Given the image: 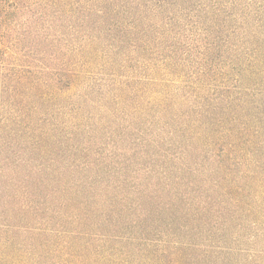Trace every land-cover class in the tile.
Instances as JSON below:
<instances>
[{
	"label": "trees",
	"instance_id": "trees-1",
	"mask_svg": "<svg viewBox=\"0 0 264 264\" xmlns=\"http://www.w3.org/2000/svg\"><path fill=\"white\" fill-rule=\"evenodd\" d=\"M79 21L109 33L97 51L101 65L115 43L124 48L111 55L120 67L110 71L111 88L97 78L88 83L100 92L94 104L110 116L113 105L133 100L141 130L165 136L152 144L140 138L127 166L111 149L87 160L122 180L102 177L105 188L97 185L91 198L107 194L91 206L69 215L66 205L33 209L35 217H70L76 228L52 231L61 240L52 261L43 256L53 245L33 219L2 211L0 264H264L245 224H264V0H0V165L16 156L11 144L32 124L24 119L28 105L56 97L63 110L85 87L83 76L95 77L82 73V62L103 39ZM71 115L64 116L77 119ZM131 166L141 180L128 177Z\"/></svg>",
	"mask_w": 264,
	"mask_h": 264
},
{
	"label": "rangeland",
	"instance_id": "rangeland-1",
	"mask_svg": "<svg viewBox=\"0 0 264 264\" xmlns=\"http://www.w3.org/2000/svg\"><path fill=\"white\" fill-rule=\"evenodd\" d=\"M77 25L80 27L88 26L92 35H99L103 39L102 43L96 41L94 44V58L91 61L89 58L82 62V73L84 75L94 73L95 77L83 76L84 85L88 89L77 86L72 92L71 100L66 103L63 110V99H56V97L51 99L41 97L40 99L45 101L39 100L37 104L28 105L27 109L24 110L28 117L24 119H29L32 124L27 129L23 127V134H19L18 136L20 137H17L14 143L12 142L11 150L16 153V156L11 160L6 159L4 161L5 166L0 165V169L4 170L0 177V191L3 196L0 203V215L3 217H0V224H2L1 222L5 223L6 217L2 211L9 208H14L22 216L31 217L34 221L32 226L42 229L40 235L42 239H45L44 243L53 245L48 249L47 255L43 256L44 260L48 262L59 255L55 251L60 248L57 244L61 242L60 237H57V234H53L52 231L61 227V224L67 226L66 231L68 233H73L76 228L70 217H68L69 220L49 219L46 214H39L35 217L33 209L38 205L46 207L53 203L58 206L66 205L64 209L66 215H69L73 213L71 212L72 210L74 212L79 211V208L85 203L91 206L92 202L101 200L107 194L104 191L103 196L91 198L93 189H98V186L102 187V189L105 188L97 183L102 177L104 181L110 180L114 183L122 180L119 178L120 174L116 175L115 172L110 170H107L108 173H106L102 170V166H96L93 169L88 168L87 160L94 163L98 159L97 153L99 151L108 152L111 149L120 160L121 165L127 166L126 162L131 159L134 149L140 142V138H145L149 144H152L159 137L165 136L158 133L159 129L156 128H153V132H151V129L145 132L141 130L145 128V125L141 123L138 115H135L138 112L134 110L137 105H135L133 100H129L130 103L126 102V105H113L110 108L112 111L110 116L107 115V108L99 110L98 106L101 102L98 105L94 104H97L100 92L97 87H92L88 83L95 81L93 78H97L104 83L105 87L111 88L113 84L110 82V71L116 72L120 70L118 69L120 67L114 64L111 55L115 58L124 51V48L118 47L115 43V50H112L110 58L108 56L106 59L110 63L101 65L102 63L99 60L101 55L97 51L99 48L100 50L104 48L106 39L110 37L109 33L99 31V25L96 23L88 22L82 24L79 21ZM116 52H119V54ZM132 65L133 63H129V66ZM129 68L132 69L131 67ZM122 73L123 71H118L116 75ZM89 95V102H86ZM73 98H80L76 103V110L71 107ZM70 110L74 111L71 113ZM113 110L116 114L113 113ZM124 112H128L130 117L123 115L122 113ZM68 113L72 114V117H77V119L73 120L69 116H64L68 115ZM100 116L105 117V121H100ZM148 116H155V111H151ZM133 122L139 125L137 126L139 129L135 131L126 130L127 127L133 125ZM112 144L118 145L119 149L114 150L111 148ZM27 151H31V154L29 152L27 155ZM19 157L26 159L29 167L20 163L21 159L18 160ZM16 166L24 168V173H19ZM110 166L112 167L113 164L110 163ZM135 170L131 166L129 171L126 172L128 177L131 176V179H133L137 176L138 180H141L142 177L138 174L134 176ZM93 178L95 185L89 183ZM124 190L126 191L127 189L125 188ZM18 191L20 193L19 196ZM78 191H83L84 195L76 194ZM14 194L18 197L15 198L14 203H11L10 198L7 196ZM108 194L110 193L108 192ZM87 199L89 201L85 202ZM167 200V197H162L163 203H166ZM170 202H175L174 210L181 207V202H177V199L170 200ZM104 207L108 209L109 205L105 204ZM148 208L150 209L151 207L149 206ZM11 223L16 224L18 222L11 220ZM148 223L153 224L155 227L157 226L152 219ZM172 224V228H174L176 224ZM245 224L249 230V236L253 237L250 241L252 245L249 246L264 249V224L256 228L250 221H246ZM102 229H100V233L103 232Z\"/></svg>",
	"mask_w": 264,
	"mask_h": 264
}]
</instances>
